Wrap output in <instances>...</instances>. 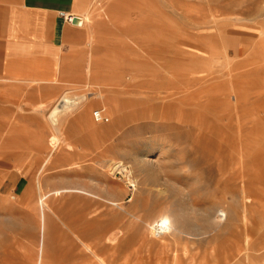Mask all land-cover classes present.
<instances>
[{
  "label": "rangeland",
  "instance_id": "374dc122",
  "mask_svg": "<svg viewBox=\"0 0 264 264\" xmlns=\"http://www.w3.org/2000/svg\"><path fill=\"white\" fill-rule=\"evenodd\" d=\"M71 4L84 37L71 52L64 96L30 129L0 130L29 133L40 157L0 160V264H264V0ZM118 77L129 92L113 85ZM113 93L122 102L110 113L103 97ZM67 97L77 104L54 120ZM99 109L106 121L94 119ZM55 126L63 139L40 171ZM120 164L127 170H115ZM39 189L62 219L72 214L64 221L80 225L94 255L65 225L60 236L43 235ZM182 206L198 214L188 209L192 221L181 228L205 233L158 234V222ZM208 206L218 223L201 218Z\"/></svg>",
  "mask_w": 264,
  "mask_h": 264
},
{
  "label": "crops",
  "instance_id": "0c3cea01",
  "mask_svg": "<svg viewBox=\"0 0 264 264\" xmlns=\"http://www.w3.org/2000/svg\"><path fill=\"white\" fill-rule=\"evenodd\" d=\"M61 12L81 17L71 0H0V130L30 129L44 107L64 96L71 79L66 67L83 42L84 23ZM37 104L42 108L32 113ZM31 148L29 133L0 131V160L39 159Z\"/></svg>",
  "mask_w": 264,
  "mask_h": 264
},
{
  "label": "bare ground",
  "instance_id": "6f19581e",
  "mask_svg": "<svg viewBox=\"0 0 264 264\" xmlns=\"http://www.w3.org/2000/svg\"><path fill=\"white\" fill-rule=\"evenodd\" d=\"M213 74V73H212ZM211 74H209V76H210ZM231 76V75H230ZM126 78V77H125ZM135 78V77H134ZM149 78V77H148ZM229 78H231V77H229ZM111 79V78H110ZM115 79V78H114ZM118 80L116 81V80H114V81H112L113 82V85H115V86H118V87H120V86H123L122 88H123V91H124V93H127V92H129V89H128V87H130V85H132V84H130V82L128 83V84H126V85H123L124 83H122L121 82V80L123 79L122 77H118L117 78ZM130 79V78H129ZM156 80V79H155ZM232 80V79H231ZM129 81V80H128ZM141 81V80H140ZM144 81H147V80H144ZM151 80H149L148 82H150ZM147 82V83H148ZM151 83H153V81L151 82ZM151 83H150V86H151ZM220 83V82H219ZM227 83H228V81H227ZM154 84H156V83H154ZM160 84V83H159ZM108 85V84H107ZM210 85V84H209ZM212 85V84H211ZM222 85H224V84H222ZM231 85H232V82H231ZM234 85V84H233ZM232 85V86H233ZM135 86H137V85H135ZM134 86V87H135ZM153 86H155V85H153ZM207 86V85H206ZM219 86V85H218ZM226 86V85H225ZM162 87V86H161ZM234 87V86H233ZM121 88V89H122ZM131 88V87H130ZM214 88H217V86L216 87H214ZM220 88H223L222 86L220 87ZM112 89V88H111ZM121 89H118V90H121ZM156 89V88H155ZM212 89V88H211ZM224 89H226V88H224ZM116 90V89H115ZM117 90V91H118ZM109 91V90H108ZM108 91H107V93H108ZM215 91H216V89H215ZM219 91H221L222 92V90H219ZM225 91V90H224ZM210 92V91H209ZM229 92V91H228ZM215 93V92H214ZM213 93V94H214ZM226 93H227V91H226ZM220 94V93H219ZM218 94V95H219ZM116 93H113V94H111V95H107V96H104L103 97V100H105V101H109L110 102V104H111V109L109 110V112L110 113H112L113 111L115 112V110L113 109V107L116 109V107L117 106H119V104L122 102L121 101V99L118 97V95H117V97H116ZM218 95H217V97H218ZM62 96V95H61ZM222 96V95H221ZM224 96V95H223ZM222 96V97H223ZM225 96H227V95H225ZM231 96V95H230ZM199 97H200V95H199ZM214 97H216V96H214ZM227 97H229V96H227ZM230 98V97H229ZM66 101H67V103H66V105H65V110L63 109V110H61V111H56L55 109L53 110V115H52V117L54 118V120L56 119V117H57V115H58V113L59 112H66V110H67V112H71V111H73L72 109H73V107H75V105L77 104V102H76V100L78 99H76V100H73L72 98H69V97H67V98H64ZM222 99V98H221ZM224 99V98H223ZM223 99H222V101H223ZM228 99V98H227ZM213 100H215V98L213 99ZM219 100H220V97H219ZM225 100V99H224ZM62 101V100H61ZM125 101V100H124ZM131 101V100H130ZM229 100H227V102H228ZM225 102H226V100H225ZM232 102V101H231ZM125 103V102H124ZM96 111V110H95ZM94 114V113H93ZM107 117V116H106ZM117 118V117H116ZM94 119L96 120V118L94 117ZM116 121V120H115ZM99 122V121H98ZM115 123V122H114ZM85 125V124H84ZM55 127H57V128H55L56 130H57V133H61L62 132V127L61 126H55ZM86 128H90L94 133H98L99 132V125H96V124H94V123H90V124H88L87 123V125H86ZM102 130V129H101ZM60 133L55 137V140H54V142L52 143L53 145H51V148H50V152H49V154L47 153V157L45 158V161L43 162V164L41 165V167L39 168V170L40 171H43V169L46 167V165L49 163V160L51 159V157L53 156V154L58 150V147H59V145H60V143H61V140L63 139H61V137H60ZM62 134V133H61ZM65 139V138H64ZM50 147V146H49ZM68 147L69 148H71L72 147V145H71V143H68ZM60 148V147H59ZM135 161L136 162H138V163H145V162H148V163H150V160H146V159H144L143 157H141V158H136L135 159ZM120 167H122V168H124V169H126L127 167L124 165V164H120L118 167H117V169H115V170H119V168ZM129 168V167H128ZM123 169V170H124ZM127 170V169H126ZM128 172H131V170H128ZM131 179V178H130ZM131 182H134V181H132L131 180ZM65 189H67V188H65ZM65 189H64V191H65ZM69 190V189H68ZM89 193L91 192V190L90 189H86ZM67 192V191H66ZM61 193L59 192V190H56L55 191V195H57V197H58V195H60ZM48 195V194H47ZM49 197V196H48ZM91 197V196H90ZM90 197H88V198H90ZM54 198V197H53ZM61 198V197H60ZM247 198V197H246ZM83 199H85L84 197H83ZM37 205L36 206H38V208H39V214H40V218H41V220H40V224H39V226H40V231L43 233V235L45 236V235H47V236H51V233H52V231L55 233V234H58L59 235V233H61L62 231H63V229L64 228H62L61 229V227H60V225H65L66 226V228L68 229V231H70V232H72L76 237L75 238H77V239H79L80 241H81V244L84 246V248H85V250H87V252H89V254L91 255H94V253H95V251L93 250V248L88 244V243H86L85 241H83V239L79 236L80 234V232H76L75 231V226L72 228L70 225H68V223H66L64 220H66L68 217H70L71 215H67V217H66V219H62L63 218V216L61 217V214H60V212L58 211V209H55V208H52L54 205H51L50 203H49V199H47V197L45 196V194L43 193V190H41V189H39L38 190V197H37ZM61 200V199H60ZM54 201V200H53ZM67 201V200H66ZM69 203V202H68ZM83 207H84V205H83ZM35 205L33 206V209L35 210ZM56 208H57V206H56ZM88 208V207H87ZM85 209H86V207H85ZM188 209L189 210H192V212L191 213H196V214H198L196 211H197V208H194L193 207V209H191V208H189V207H185V206H182L181 207V209L180 210H178L179 211V213H177V215L174 217H167L166 219H167V221H166V219L164 220H160L159 222H158V226H157V228H156V230H157V233L158 234H165V233H168V234H170V233H174V234H183V233H187V234H193V235H202V234H204L205 232H190V231H187V230H185V229H183V228H181V226L182 227H185L187 224H189L192 220V216H190V212L188 211ZM62 210V209H61ZM70 211H71V209H69ZM68 210V211H69ZM68 211L66 212L67 214H68ZM69 211V212H70ZM215 210H214V206H208V207H206V209H204V211H202L200 214L202 215L201 216V218H203V220L206 222V223H212V224H214V223H218L217 222V220H216V218H215V216H214V212ZM84 213V212H83ZM88 214V213H87ZM174 214V213H173ZM63 215H65L66 216V214H64L63 213ZM90 215H91V212H90ZM93 215V214H92ZM227 215H228V213L225 211V210H222L221 212H220V216H219V220L220 219H226L227 218ZM65 216H64V218H65ZM77 216L79 217V222H80V220H81V218L82 217H84V215L83 214H81V212L79 211L78 213H77ZM94 216V215H93ZM92 216V217H93ZM169 216V215H168ZM92 217H89L88 216V219H90V218H92ZM104 217V216H103ZM51 218H55L56 219V221H55V223H52L51 222ZM69 220L71 219V218H68ZM87 219V218H86ZM72 220V219H71ZM70 220V221H71ZM75 220V219H74ZM91 220V219H90ZM68 221V220H67ZM91 222H94V218L92 219V221ZM52 223V224H51ZM71 223H74V224H76L77 223V220H76V223L75 222H71ZM83 223V222H82ZM81 223V224H82ZM86 223V222H85ZM87 223H89V221L87 222ZM204 223V222H203ZM206 223H205V225H206ZM90 224H92V223H90ZM90 224H88V225H90ZM192 224V223H191ZM78 225V224H77ZM93 225V224H92ZM150 225V224H149ZM152 225V224H151ZM80 226V225H79ZM79 226L76 228L77 230H78V228H79ZM86 226V225H85ZM84 226V223H83V226L81 225V228H83V227H85ZM64 227V226H63ZM94 227V226H93ZM150 227V226H149ZM151 227H154V226H151ZM80 228V229H81ZM87 228V227H86ZM195 229V228H194ZM31 230V229H30ZM86 230V229H85ZM84 230V232H83V230H82V232H81V235H83L86 231ZM67 231V230H66ZM127 231V230H126ZM194 231V230H193ZM40 232V233H41ZM87 232H88V230H87ZM41 233V234H42ZM72 233H70L71 235H73ZM79 234V235H78ZM61 235H63V233L61 234ZM108 235V234H107ZM60 236V235H59ZM44 238V237H43ZM49 238V237H48ZM45 239V238H44ZM50 240V239H49ZM49 240H48V242H49ZM75 240V239H74ZM45 241V240H44ZM47 242V241H46ZM45 242V243H46ZM74 243H76V241L74 242ZM73 243V244H74ZM44 245V244H43ZM77 245V244H76ZM69 246V245H68ZM68 246H67V248H68ZM66 249V248H65ZM68 253V252H67ZM47 255V254H46ZM47 257V256H46ZM44 259V258H43ZM66 259H67V257H66ZM90 259V258H89ZM40 260V259H39ZM56 260V259H55ZM84 261V260H83ZM87 261V260H86ZM89 261V260H88ZM87 261V262H88ZM97 262H95V263H97V264H110L105 258H97V260H96ZM38 262H40V261H38ZM85 262V261H84ZM86 262V263H87ZM56 263H57V261H56ZM59 263V262H58ZM94 263V262H93ZM41 264V263H40ZM43 264V263H42ZM60 264V263H59ZM88 264V263H87Z\"/></svg>",
  "mask_w": 264,
  "mask_h": 264
},
{
  "label": "built area",
  "instance_id": "2783aa9c",
  "mask_svg": "<svg viewBox=\"0 0 264 264\" xmlns=\"http://www.w3.org/2000/svg\"><path fill=\"white\" fill-rule=\"evenodd\" d=\"M61 14L65 17V19H66L67 21H69V22H72V21H73V18H74L73 15H70V14L65 15L63 12H61ZM94 117H95L96 120H98V121H106V117H105L103 111L100 110V109L94 111Z\"/></svg>",
  "mask_w": 264,
  "mask_h": 264
},
{
  "label": "water",
  "instance_id": "95a60500",
  "mask_svg": "<svg viewBox=\"0 0 264 264\" xmlns=\"http://www.w3.org/2000/svg\"><path fill=\"white\" fill-rule=\"evenodd\" d=\"M73 24H76V25H83L84 23V20L83 18L81 17H78V16H74L73 18V21H72ZM67 101L65 99H63L59 104L58 106L56 107V111H61L65 108V105H66Z\"/></svg>",
  "mask_w": 264,
  "mask_h": 264
}]
</instances>
